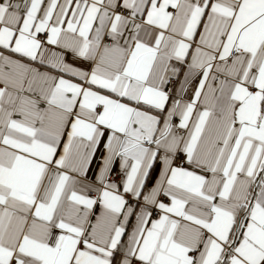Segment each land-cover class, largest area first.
<instances>
[{"label": "snow or ice", "instance_id": "6c2138e0", "mask_svg": "<svg viewBox=\"0 0 264 264\" xmlns=\"http://www.w3.org/2000/svg\"><path fill=\"white\" fill-rule=\"evenodd\" d=\"M0 264H264V0H0Z\"/></svg>", "mask_w": 264, "mask_h": 264}]
</instances>
